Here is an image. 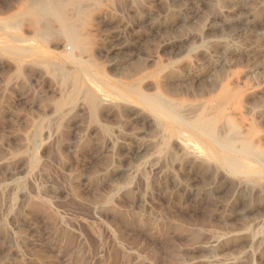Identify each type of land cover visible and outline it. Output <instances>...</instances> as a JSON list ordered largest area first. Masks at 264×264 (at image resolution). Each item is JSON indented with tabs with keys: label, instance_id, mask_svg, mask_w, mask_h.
Instances as JSON below:
<instances>
[{
	"label": "rangeland",
	"instance_id": "obj_1",
	"mask_svg": "<svg viewBox=\"0 0 264 264\" xmlns=\"http://www.w3.org/2000/svg\"><path fill=\"white\" fill-rule=\"evenodd\" d=\"M30 1L0 0V264H264V0ZM138 94L261 178L183 155Z\"/></svg>",
	"mask_w": 264,
	"mask_h": 264
},
{
	"label": "bare ground",
	"instance_id": "obj_2",
	"mask_svg": "<svg viewBox=\"0 0 264 264\" xmlns=\"http://www.w3.org/2000/svg\"><path fill=\"white\" fill-rule=\"evenodd\" d=\"M34 1V0H33ZM46 1V0H45ZM44 1V2H45ZM50 1H53L52 5L54 6L55 4V0H50ZM49 1V2H50ZM31 5L33 4L32 3V0L30 1ZM38 2L40 1H36L35 3L38 4ZM43 2V3H44ZM34 3V4H35ZM46 3V2H45ZM44 3V4H45ZM47 5V4H46ZM49 5V4H48ZM28 6V5H27ZM26 6V7H27ZM40 6V5H39ZM42 7H46L45 5H41ZM25 7V6H24ZM23 7V9H24ZM35 7V6H34ZM31 8V7H30ZM51 8V7H50ZM43 8H41L42 10ZM57 9V8H56ZM55 9V10H56ZM33 10V9H32ZM40 10V11H41ZM51 10V9H50ZM60 11V10H59ZM53 11L51 10V13ZM57 12V11H56ZM61 12V11H60ZM43 13V12H42ZM45 13V12H44ZM54 13V12H53ZM39 15V13H37ZM36 14V16H37ZM46 14V13H45ZM63 14V13H62ZM62 14H60L62 16ZM35 15V14H34ZM48 18H51L53 15L49 16L48 13L46 14ZM46 15H43V17H45ZM59 15V16H60ZM32 16V15H31ZM42 16V15H41ZM40 16V18H41ZM39 17V16H38ZM42 17V18H43ZM45 17V18H47ZM62 17H65V16H62ZM57 18V17H56ZM63 19V18H61ZM59 20V19H58ZM66 21H68L67 19H65ZM64 21V20H63ZM75 22V21H74ZM38 23V22H37ZM36 23V24H37ZM60 23V22H59ZM61 25V24H60ZM72 25V24H71ZM38 26V25H37ZM68 26V25H67ZM66 26V27H67ZM74 26V25H73ZM72 27V26H71ZM40 28V27H39ZM69 28V26H68ZM73 28V27H72ZM51 29V28H50ZM44 30V29H43ZM75 30V29H74ZM41 31V29H40ZM40 31L39 34L41 33ZM48 31H50L48 29ZM52 31V30H51ZM64 31V30H63ZM73 32V29L71 30ZM61 32V31H60ZM66 32V31H65ZM70 32V31H69ZM75 33V31H74ZM73 33V35H75ZM38 34V35H39ZM62 34V33H61ZM64 34V33H63ZM68 34V33H67ZM71 34V33H70ZM77 34V32H76ZM35 35H36V31H35ZM39 37H42L39 36ZM69 37V36H68ZM75 37V36H74ZM79 37V36H78ZM73 38V37H72ZM77 38V37H75ZM74 38V39H75ZM16 39V38H15ZM42 39V38H41ZM79 39V38H78ZM19 41H22V40H19ZM27 42V41H26ZM29 42V40H28ZM69 42V41H68ZM72 45V43H71ZM27 52V50H26ZM16 53V52H15ZM23 53V51H22ZM17 54V53H16ZM19 54V53H18ZM17 54V55H18ZM25 54V52L23 53ZM50 54V53H49ZM20 55V54H19ZM159 67V66H158ZM166 68V67H165ZM212 72V71H211ZM161 73V72H160ZM154 75V74H153ZM152 75V76H153ZM156 75V74H155ZM88 76V74H87ZM157 76V75H156ZM90 77V76H88ZM91 78V77H90ZM154 78V77H153ZM101 79V78H100ZM141 79V77L139 78ZM116 80V79H115ZM145 80V79H144ZM149 80V79H148ZM151 80V79H150ZM117 81V80H116ZM137 81V80H136ZM143 81V79H142ZM138 82V81H137ZM141 82V81H139ZM105 83V82H104ZM134 84V83H133ZM132 84V85H133ZM90 85V83H89ZM120 85V84H119ZM131 85V84H130ZM142 85V84H141ZM122 86V85H121ZM135 86V84H134ZM139 86V85H138ZM137 86V87H138ZM130 87V86H128ZM111 89V86L109 87ZM115 88V87H114ZM114 88L112 89L114 91ZM131 88V87H130ZM140 88V87H138ZM137 88V89H138ZM132 89V88H131ZM115 90H118V89H115ZM127 90V89H126ZM139 90V89H138ZM137 90V91H138ZM130 91V90H129ZM132 91V90H131ZM116 92V91H115ZM136 92V90H135ZM133 92V93H135ZM140 93V91H138ZM117 93V92H116ZM120 93V92H119ZM118 93V94H119ZM142 93V92H141ZM88 94V93H87ZM109 94V93H108ZM122 94V92L120 93ZM136 94V93H135ZM134 94V95H135ZM110 95V94H109ZM108 95V97H109ZM112 95V94H111ZM130 95V94H129ZM133 95V97H134ZM137 95V94H136ZM138 98L139 100L145 105V107H147L153 114L156 118H161L163 121L166 122V132L169 136V140H174L175 143L178 144L179 146V151H181V153L185 156H187L188 158L192 159L193 161H210V160H215L217 161L216 163H224L225 165H227L229 167V169L233 170V172H235L237 174V172H241V171H238L239 169L243 170L242 172V175H246L248 177H255V176H259L262 175V171L259 169V168H256L254 166V161H252L251 159L247 158L246 156H242V155H239V152H235L234 150H231V148L233 147H230V144H228V140L226 142V140L223 139H220L216 136L215 134V128H213L212 124L214 123V117H207L205 115L204 112H201V113H198L196 115H193L191 116V120L186 118L187 120H185L183 117L181 116H178L177 113L174 111L173 108L175 107H171L170 105H168L164 100H162V98H158L156 96H148V95H144V94H138ZM160 95V94H159ZM158 95V96H159ZM96 96V95H95ZM124 99H126L124 96L125 95H122ZM131 96V95H130ZM93 97V96H92ZM113 97V96H112ZM118 97V96H117ZM137 97V96H136ZM87 98V97H86ZM97 98V97H96ZM135 98V97H134ZM215 98V97H214ZM89 99V98H88ZM120 99V98H119ZM128 99V98H127ZM126 99V101H127ZM137 99V98H136ZM164 99V98H163ZM97 100H100L99 98ZM106 100V99H104ZM110 100V98H109ZM107 100V101H109ZM114 100V98H113ZM118 100V99H117ZM89 100H87L88 102ZM101 101V100H100ZM103 101V100H102ZM130 101V100H129ZM128 101V102H129ZM134 101V100H133ZM136 101V100H135ZM212 101V98L210 99V101H208L209 103ZM214 101V100H213ZM95 99L92 98L91 99V103L93 106H95ZM99 102V101H98ZM113 102V101H112ZM127 102V103H128ZM132 102V100L130 101ZM90 103V102H89ZM103 103H106L103 101ZM135 103V102H134ZM133 103V104H134ZM136 103H139V101ZM109 104V102H108ZM113 104V103H112ZM171 104V103H170ZM204 104V103H203ZM97 105V104H96ZM132 105V103H131ZM138 105V104H137ZM172 105V104H171ZM99 106V105H97ZM96 106V109L98 108ZM136 106V105H135ZM91 107V106H90ZM94 109V107H93ZM189 110V109H188ZM143 111V110H142ZM178 111V110H177ZM191 111V110H189ZM181 112V111H180ZM184 112V111H182ZM186 112V111H185ZM188 112V111H187ZM194 112V111H193ZM197 112V111H196ZM195 112V113H196ZM150 113V114H152ZM149 114V113H148ZM149 114V115H150ZM190 115H192V113L189 112ZM220 114V113H219ZM182 115V114H181ZM189 115V116H190ZM183 116H186V117H189L187 116L186 114L183 115ZM158 118V119H159ZM138 120V119H137ZM160 120V119H159ZM190 120V121H188ZM217 120V119H216ZM143 121V120H142ZM146 121V120H145ZM156 121V120H155ZM150 123V122H149ZM157 123V121H156ZM160 122H158L157 124H159ZM146 124V123H145ZM148 124V123H147ZM217 124V123H216ZM215 124V125H216ZM148 126V125H147ZM159 126V125H158ZM165 126V125H164ZM162 126V128L164 127ZM217 127H219V125H217ZM161 126L158 128L160 129ZM149 130V129H148ZM160 132H162V130H159ZM224 136V135H223ZM229 139V138H227ZM168 141V140H167ZM232 142V141H231ZM161 145V144H160ZM168 145V144H167ZM176 146V148L178 147ZM243 147V146H242ZM158 149V148H157ZM233 149V148H232ZM235 150H240L239 149H236L234 148ZM147 150V149H146ZM167 150V148H166ZM177 150V149H176ZM244 151H246V149H243ZM159 151V150H158ZM178 152V151H177ZM146 153V152H145ZM242 153V152H240ZM156 154V153H155ZM177 154V153H176ZM174 154V155H176ZM173 155V154H172ZM246 155V153H245ZM179 158V157H178ZM184 158V157H183ZM171 159V157H170ZM182 159V158H181ZM180 159V160H181ZM189 159V160H190ZM169 160V159H168ZM173 160V159H172ZM184 160V159H183ZM182 160V161H183ZM254 160V159H253ZM175 161V160H174ZM178 162V161H177ZM185 162V161H184ZM187 162V161H186ZM192 162V161H191ZM262 162V160H261ZM180 163V162H179ZM207 163V162H206ZM211 163V162H210ZM260 163V161L258 162ZM263 163V162H262ZM261 163V165H262ZM192 164V163H191ZM208 164V163H207ZM206 164V165H207ZM194 165V164H193ZM216 165V164H215ZM257 165V163H256ZM204 166V165H203ZM220 166V164H219ZM259 166V165H258ZM213 167V166H211ZM225 167V166H224ZM223 168V166H222ZM212 169V168H211ZM224 169V168H223ZM222 169V170H223ZM261 169H262V166H261ZM221 170V171H222ZM225 170H226V167H225ZM234 176V175H233ZM237 177V176H236ZM264 177V176H263ZM238 178V177H237ZM246 178V177H245ZM261 178V177H260ZM253 179V178H252ZM249 186V185H248ZM247 186V187H248Z\"/></svg>",
	"mask_w": 264,
	"mask_h": 264
}]
</instances>
